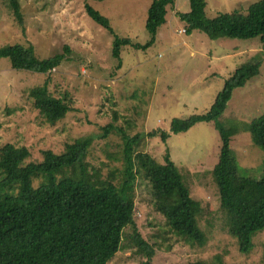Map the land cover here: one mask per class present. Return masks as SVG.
<instances>
[{
  "label": "rangeland",
  "instance_id": "obj_1",
  "mask_svg": "<svg viewBox=\"0 0 264 264\" xmlns=\"http://www.w3.org/2000/svg\"><path fill=\"white\" fill-rule=\"evenodd\" d=\"M154 0H20L24 23L16 22L5 0H0V48L32 46L36 56L47 59L66 54L61 69L49 75L52 93L72 101L73 110L64 121L50 125L34 109L30 92L42 87L47 75L12 69L0 60V150L13 145L26 148L28 162H42V152L63 153L75 139L93 137L89 152L90 171L114 178L118 185L123 171V133L154 131L170 133L175 118H187L210 110L226 80L250 62L261 65V74L233 92L224 116L226 127L237 130L231 154L243 173L253 179L264 176V152L253 142L244 124L264 115V50L260 40L212 41L202 31L185 33L186 24L177 13L190 12L189 0H174L168 22L147 50H122L121 68L112 57L114 36L86 12L91 6L110 21L114 34L134 44L146 45L148 12ZM262 0H206V13L215 18L248 8ZM234 45L239 49L232 50ZM113 123L107 139L103 127ZM221 151L220 133L214 123H200L190 131L170 134L166 143L147 138L135 150L164 164L167 154L184 175L187 186L201 207L198 227L206 237L201 247L179 235L157 209L148 181L136 174L133 225L155 250L153 264H264V231L253 238L249 253L240 251L238 239L226 231L219 190L213 175ZM138 169L134 167L136 172ZM37 180L35 185L37 186ZM173 200L170 201L172 203ZM123 230V243L108 264H140L146 258L130 241L132 226Z\"/></svg>",
  "mask_w": 264,
  "mask_h": 264
},
{
  "label": "trees",
  "instance_id": "obj_2",
  "mask_svg": "<svg viewBox=\"0 0 264 264\" xmlns=\"http://www.w3.org/2000/svg\"><path fill=\"white\" fill-rule=\"evenodd\" d=\"M5 2L16 22L23 25L20 0ZM189 2L190 12L177 13L186 24L185 33L202 31L212 41L260 40L264 49V0L247 11L221 13L215 18L207 16L206 0ZM170 7H175L174 0L152 2L146 22L150 41L144 46L116 36L109 19L91 6H86V12L114 36L112 57L118 62L119 70L123 49L145 51L156 43L160 28L168 22ZM66 52L40 59L32 46L14 45L0 48V60H9L16 71L49 76L63 67L68 48ZM260 74L259 63L246 64L226 80L208 112L175 118L170 133H136L132 138L123 133V177L118 185L114 178L102 177L97 170L90 171L88 159L93 137L73 140L60 154L44 151L40 163L28 162L31 154L26 148L3 147L0 150V264H108L124 242L123 230L133 225L137 173H142V180L148 181L153 197L158 199L157 209L171 228L203 247L206 237L198 227L200 204L169 154L163 165L148 155L133 160L135 150L147 135L156 138L160 134L166 143L171 133H186L200 123H214L220 133L221 151L213 175L221 208L226 213L225 229L238 239L240 251L249 253L254 248V236L264 231V176L253 179L243 173L231 154L232 137L237 130L224 126L220 118L233 92ZM51 84L49 76L42 87L30 92V98L45 121L56 126L73 108L67 96L59 98L52 93ZM244 126L252 134L255 146L264 152V115ZM115 129L113 123L103 127L101 138L107 139ZM134 167L138 169L136 172ZM135 229L134 224L130 241L137 253L146 258L140 264H153L155 250Z\"/></svg>",
  "mask_w": 264,
  "mask_h": 264
},
{
  "label": "crops",
  "instance_id": "obj_3",
  "mask_svg": "<svg viewBox=\"0 0 264 264\" xmlns=\"http://www.w3.org/2000/svg\"><path fill=\"white\" fill-rule=\"evenodd\" d=\"M234 42V41H233ZM239 49V45H234V48L232 47V50ZM264 50V49H263Z\"/></svg>",
  "mask_w": 264,
  "mask_h": 264
},
{
  "label": "built area",
  "instance_id": "obj_4",
  "mask_svg": "<svg viewBox=\"0 0 264 264\" xmlns=\"http://www.w3.org/2000/svg\"><path fill=\"white\" fill-rule=\"evenodd\" d=\"M185 31V30H184Z\"/></svg>",
  "mask_w": 264,
  "mask_h": 264
}]
</instances>
